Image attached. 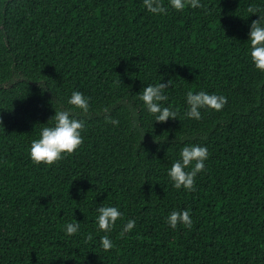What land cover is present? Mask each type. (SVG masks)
<instances>
[{"label":"trees","instance_id":"obj_1","mask_svg":"<svg viewBox=\"0 0 264 264\" xmlns=\"http://www.w3.org/2000/svg\"><path fill=\"white\" fill-rule=\"evenodd\" d=\"M200 3L163 0L157 15L143 0H0V264H264V72L249 42L264 0ZM169 81L160 103L177 119L161 123L138 94ZM73 91L87 114L68 104ZM188 91L227 104L191 119ZM56 110L84 121L83 144L35 164L31 143ZM193 145L208 149L205 170L178 190L168 171ZM102 205L122 213L107 233ZM174 210L193 226L171 228Z\"/></svg>","mask_w":264,"mask_h":264},{"label":"clouds","instance_id":"obj_2","mask_svg":"<svg viewBox=\"0 0 264 264\" xmlns=\"http://www.w3.org/2000/svg\"><path fill=\"white\" fill-rule=\"evenodd\" d=\"M146 9L152 14H167V8L163 4V0H143ZM169 4L176 11H183L186 7L192 8L203 7L200 0H169ZM247 11L256 14L258 9L249 6ZM249 42L251 59L255 67L264 72V16H259L258 20H253L250 26ZM172 84L158 83L149 85L142 89L138 94L139 99L143 101L148 112L155 116L157 122H167L169 118L177 119V112L171 110L170 107H163L160 102L167 101L168 96L164 94L165 89ZM188 111L185 116L191 119H201L200 109L210 108L221 111L227 104L225 96L208 94L205 91L193 93L188 91L186 94ZM68 104L75 108L81 109L84 114L89 112V98L80 91H73ZM108 113V109H104ZM106 121L113 125H118L119 121L113 119L110 115L105 117ZM54 121L52 126H45L40 131V138L35 139L31 143L30 157L33 163H45L49 166L59 162L65 158V155H72L82 144L85 123L81 119L72 116L69 111H55V115L49 120ZM0 124H3L0 118ZM209 152L205 146H185L180 152V159L176 160L168 171V176L173 181L176 189L184 188L188 191L195 190V177L198 173L205 170V161L208 159ZM190 170H187L189 169ZM98 216L96 222L99 230L107 233L115 226L118 219L122 217V213L117 207L100 206L97 208ZM166 223L173 229L182 224L186 228L193 226L191 213L189 210L172 211L166 218ZM135 227V220H129L120 232L123 237ZM80 224L68 223L66 225V234L74 235L79 231ZM89 234L87 239L92 240ZM101 245L105 251L113 248V243L108 235L101 237Z\"/></svg>","mask_w":264,"mask_h":264}]
</instances>
